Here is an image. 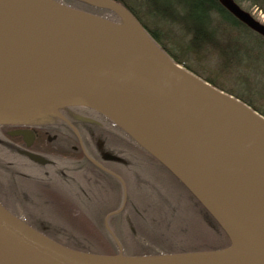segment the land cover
<instances>
[{
  "label": "water",
  "instance_id": "obj_1",
  "mask_svg": "<svg viewBox=\"0 0 264 264\" xmlns=\"http://www.w3.org/2000/svg\"><path fill=\"white\" fill-rule=\"evenodd\" d=\"M219 1L264 37V25L234 0ZM67 107L98 112L159 162L218 223L230 245L125 254L108 223L127 202L125 183L91 159L123 185L120 210L105 220L119 253L67 247L0 203V264H264V117L176 63L113 0H0V125L37 123Z\"/></svg>",
  "mask_w": 264,
  "mask_h": 264
},
{
  "label": "trees",
  "instance_id": "obj_2",
  "mask_svg": "<svg viewBox=\"0 0 264 264\" xmlns=\"http://www.w3.org/2000/svg\"><path fill=\"white\" fill-rule=\"evenodd\" d=\"M113 1L126 7L137 18L141 25L151 34V36L159 44H161V46L174 58V60L178 64L181 65H184L185 62L178 59L174 54L168 51L159 40V34H157L160 31L158 30L159 25L165 27V25H167L169 21L180 24L179 26L183 29V34H187L188 36H190L192 43L206 42L209 37H207L206 40L202 39L201 34L203 32L206 33V35L215 34V30H212V26L214 23L213 20L222 21V25L224 26L225 24L230 26L234 25L231 24V22H233L232 19L234 20V17L220 4L219 0H146V5L148 6V9H146V14L149 18H151V20H153L154 26L152 29L149 28L146 22H143L139 14L135 11L134 7H132V5H130L126 0ZM140 1L142 2L143 0ZM234 1L239 6L248 5L254 8L257 7L264 13V0ZM68 4H70L74 8L85 10L95 14H99L100 11L102 12L100 13L101 15L105 14L102 16L110 19L115 18L114 14L110 11L98 10L80 2L70 1ZM149 23L151 22L149 21ZM243 27L246 29L245 26ZM184 66L191 72L195 73L190 67H187L186 65ZM195 74L197 75V73ZM215 87L218 88L217 86ZM228 94L235 96L232 93ZM235 97L248 104L251 108L264 116V111H260L249 101H246L244 98H240L238 96ZM128 142L124 141L121 143L115 140H108L107 142L112 151L121 157H118V160L124 162V164L122 165L113 164L112 166L117 169L116 171H118L119 176L125 179L128 185V200L126 208L120 214L111 217L109 220V225L114 234H116L117 237L119 234V239L124 248L125 254L130 256H141L154 255L159 252L165 254L201 252L224 249L229 246L230 241L225 232L210 216V214L203 208V206L191 195V193L153 157L141 150L132 142ZM140 161L142 163L147 162L145 163L146 167L140 166ZM87 164L88 166H80L81 168L79 169L76 166V175H78V177L97 178L98 180L91 181V193L88 200L86 199L87 194H81L83 196V203H81V205L84 208H93L91 214L97 221V228H102L104 229L105 233H107V230L103 227L105 218L111 212L117 211L120 208L122 204V190L120 184L114 179L112 180L110 175L105 174L89 162H87ZM149 171H156L163 177V180L166 182L165 184L168 185V188H170L171 186H175V188L173 189L174 192H179L181 195L184 194L188 197L187 204L189 211H192V206L194 205L201 219H203L204 222L210 227V229H212V231L216 234L218 243L215 246L198 245L185 248L187 247L186 243L188 242L185 241V237L187 236L190 238L193 234L185 233V230L180 229V227L177 231H175V233L170 230V235H167L168 237L171 236L173 240H176L177 238L179 239L178 242L175 241L176 246L169 244L167 246L168 249H163V244L158 245L159 240H161L160 238L163 237L162 233H159V230H164L165 225L167 224V218L172 220L173 215L177 216V218L175 219H178V221L182 218L178 213V209L176 210L177 206L175 205V208H173L172 203L170 204L166 202L165 194L162 189L164 184L157 183L154 180L160 179V177L155 178L151 177V174L143 173ZM108 177L111 178V181L106 180V178L109 179ZM103 178H105V180H102ZM92 186L98 188V190L93 188ZM99 193L100 195L98 197ZM25 200L26 199H24L21 204L25 205ZM33 214L34 215L31 217V219L36 221L37 216L35 215L38 214ZM181 222H184V220L182 219ZM107 237V242L109 240L111 244H114L111 235L108 234ZM148 237H153V239L149 241ZM124 239L132 245V248L136 250H134L133 252H130L129 250L127 251L128 248L124 247L123 245ZM128 240H132L133 242H129ZM57 242L83 252L102 255H115L119 253V249L116 248L115 244L114 247L117 249L116 253L108 254L107 252L91 249V247L89 246L76 247L68 245L65 241H63V243L62 241ZM149 249H153V251H148Z\"/></svg>",
  "mask_w": 264,
  "mask_h": 264
},
{
  "label": "rangeland",
  "instance_id": "obj_3",
  "mask_svg": "<svg viewBox=\"0 0 264 264\" xmlns=\"http://www.w3.org/2000/svg\"><path fill=\"white\" fill-rule=\"evenodd\" d=\"M126 1L134 7L143 22H146L149 28L152 29L154 26L153 20L146 14V9H148L147 1ZM66 3L69 2L66 1ZM241 7L264 24V13L259 8L248 5H242ZM100 13L102 12L99 11ZM213 22L212 30H215V34L206 35L204 32L201 34V38L204 40L209 37L206 42L192 43L191 37L183 34L180 24L172 21H169L165 27L159 25L158 38L168 51L184 61V65L190 67L203 80L209 81L212 85L228 93L244 98L260 111H264V41L257 36L247 39L243 38V36H238L237 33L254 34L250 30H245L243 26L226 24L224 26L222 25L223 22L218 20H213ZM235 35L237 37L234 38ZM145 163L140 161V166L146 167ZM143 173L151 174V177L155 178L160 177V179L154 180L157 183L164 184L162 189L166 202L172 203L173 208L176 205V210L178 209L179 215L184 220V222H181L182 219L178 221V219H175L177 218L175 215H173L172 220L167 218L164 230H159V233L161 232L164 238H160L158 245L163 244V249H168L167 246L169 244L176 246L175 241L178 242L179 239L173 240L171 236L168 237L167 235H170V230L175 233L179 227L185 230V233L193 234L190 238L185 237V241H188L185 248L198 245L215 246L218 243L216 234L201 219L194 205L192 206V211H189L187 196L174 192L175 186L168 188L163 177L156 171ZM38 185L41 184H37L34 191L28 195L25 200V206H28L33 213L38 214L35 216L40 218V221L46 226L50 227L51 230L48 235L51 238L62 241V243L65 241L70 246H89L91 249L107 252L108 254L116 253L118 245L115 239L113 241L116 248L109 240L107 242L109 232L105 233L104 229L97 228V221L91 214L93 208H84L81 205L83 199L80 195H77V189L76 192L65 190V188L63 190L47 189L42 191ZM88 185L90 186L89 183ZM95 189L98 190V188ZM99 195L100 193L98 197ZM43 196L46 198H43ZM31 222L33 223L32 220ZM103 227L106 229L105 221ZM115 237L121 244L119 234L118 237L115 234ZM152 239L153 237H148L149 241ZM124 241L126 240L124 239ZM124 241L123 245L128 248L127 251L133 252L136 250L132 248L131 244ZM128 241L133 242L132 240ZM148 251H153V249Z\"/></svg>",
  "mask_w": 264,
  "mask_h": 264
},
{
  "label": "flooded vegetation",
  "instance_id": "obj_4",
  "mask_svg": "<svg viewBox=\"0 0 264 264\" xmlns=\"http://www.w3.org/2000/svg\"><path fill=\"white\" fill-rule=\"evenodd\" d=\"M232 21L231 24L236 26H245L236 18ZM245 30L248 28L246 27ZM237 35L245 39L257 36L264 41V38L256 33H237ZM108 140L121 143L129 141L107 118L85 107L63 108L58 116H52L33 124L0 125V203L14 215L23 216L29 225L48 235L50 227L40 221V218L36 221L32 220L33 212L21 202L27 199L37 184H41L38 187L42 191L65 188V190L75 192L77 189V195L83 199L81 194H87L86 199L88 200L91 193V181L98 179L76 175V166L78 169L84 165L88 166L87 162L118 182L123 198V185L119 179L100 169L91 161L93 159L105 170L119 176L117 169L112 165H122L124 162L116 160L120 156L112 151L107 144ZM28 152L41 156L48 163L42 165L34 162L28 157ZM111 178H106V180L111 181ZM123 181L128 192L127 182L125 179ZM43 198L46 197L43 196Z\"/></svg>",
  "mask_w": 264,
  "mask_h": 264
}]
</instances>
